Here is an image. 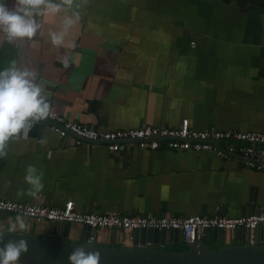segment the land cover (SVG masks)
Instances as JSON below:
<instances>
[{
  "label": "crops",
  "instance_id": "1",
  "mask_svg": "<svg viewBox=\"0 0 264 264\" xmlns=\"http://www.w3.org/2000/svg\"><path fill=\"white\" fill-rule=\"evenodd\" d=\"M62 15L44 17L37 36L22 46L0 36V69L14 60L35 68L59 114L98 130L174 127L188 118L198 130L264 132V0H89L57 48L49 30H61ZM66 55L75 60L67 69ZM6 151L0 196L15 201L58 206L72 199L81 211L122 214L209 215L220 208L235 217L264 210V172L210 150L164 143L151 150L127 140L119 152L100 142L75 145L42 121L11 139ZM28 165L44 185L35 198L20 194L29 187ZM15 216L0 213V226ZM24 219L27 232L48 235L47 222ZM83 234L82 225L71 224L67 239L79 242ZM95 235L100 245L130 241L109 229ZM231 237L208 230L202 241L219 247ZM185 244L179 234L165 247Z\"/></svg>",
  "mask_w": 264,
  "mask_h": 264
},
{
  "label": "built area",
  "instance_id": "2",
  "mask_svg": "<svg viewBox=\"0 0 264 264\" xmlns=\"http://www.w3.org/2000/svg\"><path fill=\"white\" fill-rule=\"evenodd\" d=\"M195 41L190 42L195 47ZM53 121L50 130L60 138L73 137L75 145L83 141L106 144L111 151H122L125 141H132L140 148L157 149L161 143L173 150H210L220 158L238 157L244 166L264 172V132H240L231 129H218L213 126L204 129L190 127L189 119L183 118L174 127L143 125L140 127L98 130L86 123H80L51 109L47 118ZM0 213L21 214L37 222H68L87 226L86 241L93 243L96 232L102 229L119 231L124 235L122 242L130 239L129 234L138 228L178 229L186 244L202 241L208 230L217 229L230 233L243 231L247 243L264 240V210L230 217L217 208L209 215H153L141 213L122 214L118 211H81L72 199L58 206H47L37 202H21L0 196ZM130 242V241H129ZM20 264H28L20 262Z\"/></svg>",
  "mask_w": 264,
  "mask_h": 264
},
{
  "label": "clouds",
  "instance_id": "3",
  "mask_svg": "<svg viewBox=\"0 0 264 264\" xmlns=\"http://www.w3.org/2000/svg\"><path fill=\"white\" fill-rule=\"evenodd\" d=\"M89 0H15L9 8L5 0H0V36L4 42L22 46L31 41L42 28V19L48 16L61 17L62 28L59 32L49 30L51 44L57 48L64 46L65 36L81 19V9ZM73 42L70 47L75 48ZM75 62L69 55L62 61L67 69ZM51 103L38 81V72L28 65L20 66L12 61L0 69V159L7 156V145L13 138L27 135L38 123L50 116ZM43 145L46 140L42 138ZM29 185L26 192L20 193L35 198L43 190L38 169L28 165L24 176ZM29 225L23 215L18 214L6 228L0 226V243L5 233L23 234ZM28 252L26 239L9 240L0 247V264H20L19 258ZM69 264H100V253L88 251L86 247H76L68 256Z\"/></svg>",
  "mask_w": 264,
  "mask_h": 264
},
{
  "label": "water",
  "instance_id": "4",
  "mask_svg": "<svg viewBox=\"0 0 264 264\" xmlns=\"http://www.w3.org/2000/svg\"><path fill=\"white\" fill-rule=\"evenodd\" d=\"M43 122L53 124L49 119ZM83 227L84 234L79 242L67 239L70 223L51 221L48 235L5 233L0 247L9 240L26 239L28 252L22 254L19 261L28 264H69L68 256L76 247L98 251L100 264H264L263 238H259V243H247L240 229L232 233V243H222L220 247H208L205 242L196 241L180 249H167L168 241H178V229H134L129 234L130 242L116 247L87 242L89 228ZM212 231L214 235L220 232L217 229Z\"/></svg>",
  "mask_w": 264,
  "mask_h": 264
},
{
  "label": "rangeland",
  "instance_id": "5",
  "mask_svg": "<svg viewBox=\"0 0 264 264\" xmlns=\"http://www.w3.org/2000/svg\"><path fill=\"white\" fill-rule=\"evenodd\" d=\"M227 234H230V235H232V232H230V233H227ZM231 240H232V242H233L234 238L232 239V237H231ZM228 243H231V242L229 241ZM219 247H220V246H219Z\"/></svg>",
  "mask_w": 264,
  "mask_h": 264
}]
</instances>
